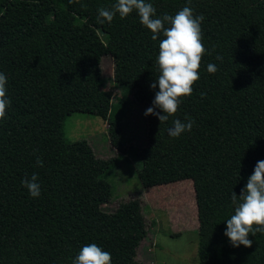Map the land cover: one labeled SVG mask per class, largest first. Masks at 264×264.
I'll list each match as a JSON object with an SVG mask.
<instances>
[{"label":"trees","instance_id":"obj_1","mask_svg":"<svg viewBox=\"0 0 264 264\" xmlns=\"http://www.w3.org/2000/svg\"><path fill=\"white\" fill-rule=\"evenodd\" d=\"M115 2L0 0V72L11 100L0 120V264H72L90 243L110 252L112 264H142L136 255L149 234L141 214L148 205L135 197L102 209L112 195L105 175L114 158L95 156L85 139L65 138L74 112L105 120L121 153L133 148L142 187L192 181L199 264H264V234H249L252 246L238 248L224 234L232 192L239 195L264 160V0H146L157 9L154 18L186 5L203 14L202 42L215 51L203 55L192 94L181 97L167 122L145 116L146 143L137 148L125 146L123 121L131 101L153 106L163 37L153 41L134 10L113 18L104 41L92 18ZM105 55L116 72L131 66L117 79L115 97L103 89ZM209 63L216 73L207 71ZM185 117L195 121L192 130L171 137L173 121ZM33 173L37 198L21 183Z\"/></svg>","mask_w":264,"mask_h":264},{"label":"clouds","instance_id":"obj_2","mask_svg":"<svg viewBox=\"0 0 264 264\" xmlns=\"http://www.w3.org/2000/svg\"><path fill=\"white\" fill-rule=\"evenodd\" d=\"M69 3L79 4L80 0H69ZM191 5V0H188ZM86 7V5H81ZM139 15L140 22L151 30L153 41L159 39V53L156 63L159 75L151 83L150 87L159 91L155 93L153 106L149 107L144 115L156 116L160 124L167 122L173 116L181 103V97L192 94L193 85L199 79V68L203 55H209L215 51V46L209 51L202 42L201 23L204 15H194L190 6H185L175 15L164 13L154 18L157 9L146 0H116L111 8L100 7L98 9L97 21L100 24L111 22L119 14L121 19L126 18L133 11ZM218 60L223 57L217 54ZM209 73H216L218 68L215 64L207 65ZM7 76L0 72V120L6 115V110L11 104L6 92ZM161 109V112L156 111ZM195 123L189 117L184 121L175 119L172 127L168 129L171 137H178L185 131H191ZM37 165L43 167V160L37 157ZM22 185L28 189L31 197L37 198L41 195V185L38 175L33 173L31 177L25 176ZM231 203L234 214L227 219L225 235L229 238L233 247H251L253 241L249 234L255 236L257 233L264 234V160L257 161L253 173L247 180L241 193L235 191L231 194ZM72 264H112L111 253L103 250L96 243L84 245L78 255L72 260Z\"/></svg>","mask_w":264,"mask_h":264},{"label":"rangeland","instance_id":"obj_3","mask_svg":"<svg viewBox=\"0 0 264 264\" xmlns=\"http://www.w3.org/2000/svg\"><path fill=\"white\" fill-rule=\"evenodd\" d=\"M92 23L105 41L111 22L100 24L95 16ZM101 69L105 80L103 89L109 90L113 97L117 96L120 92L117 79H124L131 70L130 64L116 72L112 58L105 55L102 57ZM145 111V105L130 102L123 121L126 147L145 145ZM64 136L68 141L85 139L97 157L114 158L105 175L111 184L112 195L102 209L112 211L118 203L135 197L141 198L142 205H148V210H143L141 214L149 234L141 241L136 255L142 264H199L196 252L197 205L190 179L142 187L137 176L141 162L133 148L121 153L112 146L107 123L99 116L72 113L64 122ZM153 219L155 225L152 226L150 223Z\"/></svg>","mask_w":264,"mask_h":264}]
</instances>
